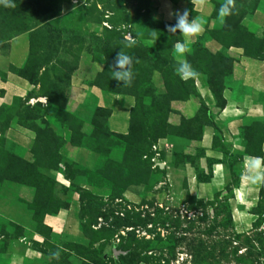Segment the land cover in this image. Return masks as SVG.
<instances>
[{
    "label": "rangeland",
    "instance_id": "374dc122",
    "mask_svg": "<svg viewBox=\"0 0 264 264\" xmlns=\"http://www.w3.org/2000/svg\"><path fill=\"white\" fill-rule=\"evenodd\" d=\"M13 2L0 264H264V182L247 210L233 194L244 156H263L264 0H236L224 25V0ZM185 8L203 32L178 58L166 26ZM120 49L138 61L130 87L112 77Z\"/></svg>",
    "mask_w": 264,
    "mask_h": 264
},
{
    "label": "clouds",
    "instance_id": "9594fccd",
    "mask_svg": "<svg viewBox=\"0 0 264 264\" xmlns=\"http://www.w3.org/2000/svg\"><path fill=\"white\" fill-rule=\"evenodd\" d=\"M250 3V0H248ZM200 3L203 5L204 0H200ZM0 4H3L5 7H15L13 0H0ZM242 7L244 4L241 5ZM236 9V0H224L220 5L217 19L221 25L226 23V19L233 15ZM171 17L175 18L176 23L173 25H167V31L169 33L175 34L180 33V36L183 37L182 41H177L174 45V52L176 56L186 57L187 54L191 52V44L194 40L203 32V22L193 17L189 19L190 13L188 9L183 11H175L170 13ZM156 31L153 30V35ZM126 47L128 45H125ZM138 61L129 54H127L123 49L117 53L112 67V77L113 80L118 83H122L124 87H130L132 85L134 74H133V65ZM175 73L181 77V79H190L198 77L199 73L188 63L187 59H178L175 66ZM260 182H264V178L258 177Z\"/></svg>",
    "mask_w": 264,
    "mask_h": 264
},
{
    "label": "crops",
    "instance_id": "0c3cea01",
    "mask_svg": "<svg viewBox=\"0 0 264 264\" xmlns=\"http://www.w3.org/2000/svg\"><path fill=\"white\" fill-rule=\"evenodd\" d=\"M244 170L243 174L240 178V183L237 187L234 188L233 194L235 196V200L239 202L238 204L243 205L245 209L251 208L252 202H254L261 189V182L258 177L262 178V163L264 161V149L263 156H244ZM218 174V173H217ZM216 181L219 182V175H216ZM246 202V203H245ZM251 204V206H249ZM248 205V206H247ZM234 213V211H233ZM253 216V215H250ZM51 224L46 226H50L49 228H54L53 226L59 228L60 226V218L50 217ZM250 220V217L247 219Z\"/></svg>",
    "mask_w": 264,
    "mask_h": 264
},
{
    "label": "trees",
    "instance_id": "16d2710c",
    "mask_svg": "<svg viewBox=\"0 0 264 264\" xmlns=\"http://www.w3.org/2000/svg\"><path fill=\"white\" fill-rule=\"evenodd\" d=\"M204 124H210L209 122H208V120H204V121H202ZM239 183H240V181L238 182V185H239Z\"/></svg>",
    "mask_w": 264,
    "mask_h": 264
}]
</instances>
